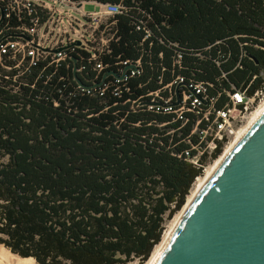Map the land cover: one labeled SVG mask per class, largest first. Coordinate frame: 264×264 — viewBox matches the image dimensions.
<instances>
[{
  "label": "trees",
  "instance_id": "obj_1",
  "mask_svg": "<svg viewBox=\"0 0 264 264\" xmlns=\"http://www.w3.org/2000/svg\"><path fill=\"white\" fill-rule=\"evenodd\" d=\"M95 1L121 5L99 78L75 56L46 84L43 72L34 88L0 87V245L36 264H144L203 174L206 154L187 158L213 118L205 111L262 83L264 0ZM136 58L140 72L116 81L117 62ZM175 77L203 83L205 101L179 111L180 85L170 109L149 107Z\"/></svg>",
  "mask_w": 264,
  "mask_h": 264
},
{
  "label": "built area",
  "instance_id": "obj_2",
  "mask_svg": "<svg viewBox=\"0 0 264 264\" xmlns=\"http://www.w3.org/2000/svg\"><path fill=\"white\" fill-rule=\"evenodd\" d=\"M87 4L94 5V9L86 11L84 6ZM120 12V4L95 0H0V87L12 93H19L21 86L34 88L43 72H47L42 81L46 84L65 61L76 62L75 56H85L93 61L94 79L99 78L107 67L100 57L109 53L110 44L120 38L115 27V15ZM149 36L147 31L142 41ZM140 64V58L119 60L118 74L114 78L116 81L128 80L140 72ZM33 70H36V75L27 84L26 78ZM108 75L112 73L103 74L102 79ZM260 77L261 86L251 95H247L245 90L228 92L229 100L223 107H211V111H205L204 117L213 114V118L201 130L200 140L193 146L196 154L187 158L190 162L199 165V156L206 154V165L211 163L210 154L217 141L223 143V151L246 117L264 101V72L260 73ZM76 84L77 88L85 89L77 81ZM180 85L184 88L175 101L180 105L179 111L200 106L205 101L203 83L185 85L182 78L175 77L160 89L150 92L151 99L145 103L151 108L162 106L170 109L169 100L177 94ZM164 91L168 95L162 104L155 98ZM185 155H188L187 151Z\"/></svg>",
  "mask_w": 264,
  "mask_h": 264
},
{
  "label": "water",
  "instance_id": "obj_3",
  "mask_svg": "<svg viewBox=\"0 0 264 264\" xmlns=\"http://www.w3.org/2000/svg\"><path fill=\"white\" fill-rule=\"evenodd\" d=\"M154 264H264V108L191 202Z\"/></svg>",
  "mask_w": 264,
  "mask_h": 264
},
{
  "label": "bare ground",
  "instance_id": "obj_4",
  "mask_svg": "<svg viewBox=\"0 0 264 264\" xmlns=\"http://www.w3.org/2000/svg\"><path fill=\"white\" fill-rule=\"evenodd\" d=\"M264 108V101L253 111V113L250 115V118H248L246 124L242 126L239 130H237L234 134V139L230 141V143L224 148L223 152L217 157V159L207 166L204 169V172L202 175L197 177L195 181L192 184V187L190 189V193L186 198L185 204L182 207V209L174 216V218L167 224L165 227V230L163 232L161 241L159 244H157L148 258V260L144 264H154L156 259L159 257L161 251L163 250L165 244L167 243L170 235L172 234L173 230L179 223L180 219L182 218L183 214L191 204V202L194 200V198L197 196V194L201 191V189L204 187V185L207 183V181L210 179V177L213 175V173L216 171L218 166L222 163V161L225 159V157L230 153V151L235 147V145L238 143V141L243 137V135L246 133V131L249 129V127L252 125V123L255 121L257 116L260 114V112ZM232 139V138H231ZM0 251L3 252L7 258H15L17 263L16 264H36L35 261L30 260H23L17 255H13L5 249L3 246L0 245ZM1 255V254H0ZM6 260V259H5ZM6 262V261H5ZM9 264H12L11 260L8 261Z\"/></svg>",
  "mask_w": 264,
  "mask_h": 264
},
{
  "label": "rangeland",
  "instance_id": "obj_5",
  "mask_svg": "<svg viewBox=\"0 0 264 264\" xmlns=\"http://www.w3.org/2000/svg\"><path fill=\"white\" fill-rule=\"evenodd\" d=\"M84 9H85L86 11H91V10L94 9V5H92V4H87V5L84 6ZM252 113H253V112H252ZM252 113H251V114H252ZM248 118H250V115H248V116L246 117V120L243 122L242 126H244V125L246 124ZM242 126H241V127H242ZM233 137H234V136H233ZM233 137H232V139H231L230 141H232V140L234 139ZM230 141H229V143H230ZM229 143H228V144H229ZM228 144H226V146H227ZM226 146H225V147H226ZM225 147H224V148H225ZM223 150H224V149H223ZM222 152H223V151H222ZM222 152H221V153H222ZM221 153H220V154H221ZM216 159H217V158H216ZM216 159H215V160H216ZM215 160H214V161H215ZM214 161H213V162H214ZM213 162H212V163H213ZM212 163L207 164L206 167L209 166V165L212 164ZM206 167H205V168H206ZM194 181H195V180H194ZM191 187H192V186H191ZM188 195H189V194H188ZM175 215H176V214H175ZM175 215H174V216H175ZM174 216H173L170 220H168V221L165 222V227H166L167 224H168V223L174 218ZM0 254H1V255H0V264H9L8 261H10V260H11L12 264H16V263H17V261H16V259H15L14 257H13V258H12V257H11V258H7V256H6L3 252H1V251H0ZM5 259H6V260H5ZM5 261H6V262H5ZM30 261H34V260H30ZM136 263H137V259H133V260L129 261V262L126 263V264H136Z\"/></svg>",
  "mask_w": 264,
  "mask_h": 264
}]
</instances>
